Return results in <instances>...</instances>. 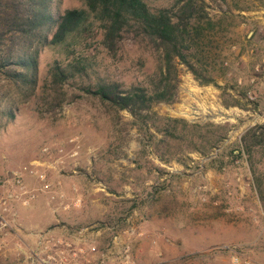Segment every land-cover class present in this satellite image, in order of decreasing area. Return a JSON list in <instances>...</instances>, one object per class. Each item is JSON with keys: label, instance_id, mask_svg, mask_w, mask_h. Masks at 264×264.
I'll return each instance as SVG.
<instances>
[{"label": "rangeland", "instance_id": "rangeland-1", "mask_svg": "<svg viewBox=\"0 0 264 264\" xmlns=\"http://www.w3.org/2000/svg\"><path fill=\"white\" fill-rule=\"evenodd\" d=\"M174 1L146 0L152 10ZM199 4L211 27L206 70L195 69L214 83L175 61L174 100L147 113L146 134L127 111L81 90L99 82L149 87L159 59L144 42L125 37L115 56L99 34L44 48L31 95L0 77V108L14 111L0 116V264H41L34 254L46 253L35 249L34 231L20 226L54 217L49 249L63 250L66 264H232L234 253L264 264V0ZM81 7L52 0L51 10ZM56 64L73 74L66 97L50 85ZM251 128L262 143L248 149L242 138ZM64 199L79 206L63 209Z\"/></svg>", "mask_w": 264, "mask_h": 264}, {"label": "trees", "instance_id": "trees-1", "mask_svg": "<svg viewBox=\"0 0 264 264\" xmlns=\"http://www.w3.org/2000/svg\"><path fill=\"white\" fill-rule=\"evenodd\" d=\"M78 1L81 8L66 9L56 16L52 0H0V77L6 87L31 95L37 84V59L44 48H69L98 34L100 44L112 56L125 37L144 42L158 53L159 68L149 87L124 90L114 82H99L81 88L106 106L127 111L144 134L148 132L147 113L157 104L174 100L175 61L186 65L202 84L214 83L195 69L207 64L202 46L208 39L206 26L211 27L200 0H175L170 7L154 10L146 0ZM72 75L57 64L52 67L50 85L57 95L66 97L63 86ZM0 116L14 118L12 107L0 108ZM255 130L249 129L242 138L248 149L262 143Z\"/></svg>", "mask_w": 264, "mask_h": 264}, {"label": "built area", "instance_id": "built-area-1", "mask_svg": "<svg viewBox=\"0 0 264 264\" xmlns=\"http://www.w3.org/2000/svg\"><path fill=\"white\" fill-rule=\"evenodd\" d=\"M12 178L15 180L17 184L20 183V176L17 174H13ZM39 179H44L43 175H39ZM45 188H48L47 185H45ZM2 227H7V222L5 220L1 221ZM38 239H36V250L38 252H45L46 253V258L45 260L39 259L38 258V253H35V257L37 261L41 264H66L67 262V257L64 254L63 250L58 251H53L49 249V244H52V241L49 240L48 236L45 235H37ZM54 242V241H53ZM64 242L61 239L56 240L55 244L62 245ZM70 244L65 243L64 246H69ZM90 251L94 252L95 247H91ZM232 264H253L252 261L246 257H242L241 255L234 253L232 257Z\"/></svg>", "mask_w": 264, "mask_h": 264}, {"label": "crops", "instance_id": "crops-1", "mask_svg": "<svg viewBox=\"0 0 264 264\" xmlns=\"http://www.w3.org/2000/svg\"><path fill=\"white\" fill-rule=\"evenodd\" d=\"M32 177H34V176H32ZM30 178V177H29ZM28 178V179H29ZM35 178V177H34ZM27 179V178H26ZM26 182L28 183V180H26ZM37 184H39V182L37 183ZM28 185L29 186H31L30 185V183H28ZM14 189H16V188H14ZM60 192V191H59ZM64 194H65V192H64ZM65 197V196H64ZM66 199H64V201H65ZM39 201V200H38ZM38 201H36V203L38 202ZM39 203H40V201H39ZM71 205H73V207H77V206H79V200H75L74 202H72L71 204H70V202H66L65 201V204H63V206H62V208L63 209H69L70 207H71ZM73 207H71V208H73ZM59 213H61V212H59ZM65 212H62L60 215H64L63 217L66 219H68V223L69 224H71L72 225V223H77L78 221L77 220H72V219H70V218H68V217H66L65 216V214H64ZM56 217H54L53 218V220H50L49 222H47L46 223V226L45 225H43V226H41V224H39V223H36V224H34V226H32L31 228H26L25 226H23V224L20 226V230H22V231H24V230H26V229H30V230H33L34 231V233L33 234H31L30 235V238L32 239V240H35V238L36 239H38V237H37V235L39 236V235H45V236H48L49 234H50V230H48V231H46V228H48L50 225H55L57 222H58V220H57V218L55 219ZM63 218V219H64ZM29 230V231H30ZM22 231H20V232H22ZM46 231V232H45ZM50 236V235H49Z\"/></svg>", "mask_w": 264, "mask_h": 264}]
</instances>
